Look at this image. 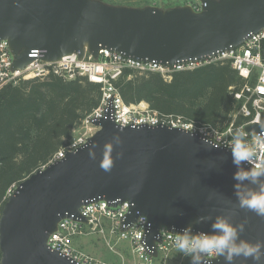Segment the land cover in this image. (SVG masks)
I'll return each mask as SVG.
<instances>
[{"label":"water","instance_id":"1","mask_svg":"<svg viewBox=\"0 0 264 264\" xmlns=\"http://www.w3.org/2000/svg\"><path fill=\"white\" fill-rule=\"evenodd\" d=\"M161 8L114 5L102 0H0V39L8 41L11 68H23L33 49L43 60H57L85 48L97 57L110 48L139 60L174 64L236 47L264 29V0H199ZM84 144L65 157L37 169L18 182L0 211V264H77L49 249L48 235L61 218L80 217L82 205L105 200L115 206L130 203L122 224L146 217L144 239L156 256L155 236L164 226L181 233L213 234L218 217L233 226L243 224L237 243L264 241V217L239 207L234 185L241 191L259 188L238 182L232 152L197 133L168 125H119L109 117ZM259 121L245 125L257 134ZM109 169L102 167L104 159ZM240 169L250 167L241 162ZM264 181V177L260 178ZM125 227V228H126ZM123 226L120 230H125ZM207 264H225L213 257ZM234 264H253L236 258Z\"/></svg>","mask_w":264,"mask_h":264},{"label":"built area","instance_id":"2","mask_svg":"<svg viewBox=\"0 0 264 264\" xmlns=\"http://www.w3.org/2000/svg\"><path fill=\"white\" fill-rule=\"evenodd\" d=\"M186 3L195 10L200 9V2ZM43 54V50L33 49L30 52V56L34 57L33 60L23 68L12 69L13 56L8 41L0 39V89L30 78L45 80L56 76L71 80L82 76L90 82L99 84L100 96L97 105L70 130V135L63 146L38 169H43L50 163L64 158L67 152L75 151L84 144L99 128L94 125V121L105 117L107 112L115 123L122 126L162 124L178 127L197 133L213 145L230 151L232 134L236 129L242 128L249 134L246 138L249 143H252L254 135L264 131L252 134L244 128L246 124L258 122L261 113H264V29L248 35L239 46L230 47L201 59H186L171 65L155 60L134 59L106 47L99 49L97 57H93L86 48L81 58L78 57V52H73L57 60H43ZM214 61H229L232 68L245 80L240 90L233 93L235 101L240 103L223 121L222 126L187 119L173 113H157L148 108L141 109L137 104H127L115 84L125 69H132L138 73L159 72L164 80L169 81L174 71L192 69ZM131 77L132 74L127 76V78ZM230 89H233V86ZM238 118L242 123H237ZM244 163L252 167L248 162ZM17 184L13 182L7 187L3 196L4 201L12 195ZM129 207L130 203L127 201L113 206L105 200H92L79 209L80 215L86 221L73 216L61 218L56 229L48 235L46 245L77 264H112L86 252L78 242L80 237L96 234L102 237L106 246L114 252V243L121 239L128 240L130 254L136 264H167L175 253L178 256L174 264H190V258L183 257L174 247L175 233L169 232L164 226L155 236L157 254L151 255V247H148L144 239L145 231L149 226L146 217L138 216L135 222L127 227L122 224ZM121 226L126 227L125 230H120ZM211 258L213 257L204 260L203 264H207Z\"/></svg>","mask_w":264,"mask_h":264},{"label":"trees","instance_id":"3","mask_svg":"<svg viewBox=\"0 0 264 264\" xmlns=\"http://www.w3.org/2000/svg\"><path fill=\"white\" fill-rule=\"evenodd\" d=\"M244 82L229 61H214L174 71L169 81L159 72L125 69L115 84L127 104L144 101L157 113L222 126L239 105L233 93ZM99 96V84L82 76L30 78L0 89V211L7 187L47 162Z\"/></svg>","mask_w":264,"mask_h":264},{"label":"clouds","instance_id":"4","mask_svg":"<svg viewBox=\"0 0 264 264\" xmlns=\"http://www.w3.org/2000/svg\"><path fill=\"white\" fill-rule=\"evenodd\" d=\"M264 128V125H262ZM248 133L244 129H236L232 134L231 152L233 163L238 170L233 174V179L242 182L250 180L258 184L256 191H241V184L234 185L239 200V207L254 212L257 216L264 217V131L254 135L252 143L247 141ZM217 147V145H213ZM241 162L252 165L249 170L240 169ZM111 161L104 159L102 167L109 169ZM213 234H192L191 226L181 233L175 234L174 247L183 255L190 258V264H203L210 257H223L225 264H234L236 258L242 257L243 261L252 260L253 264H264V241L255 243L240 240L237 243L239 232L244 231L243 224L233 226L226 218L218 217L212 225Z\"/></svg>","mask_w":264,"mask_h":264},{"label":"rangeland","instance_id":"5","mask_svg":"<svg viewBox=\"0 0 264 264\" xmlns=\"http://www.w3.org/2000/svg\"><path fill=\"white\" fill-rule=\"evenodd\" d=\"M109 4L114 5H128L134 7H142L147 4H155L161 8H168L175 5H181L186 2H199V0H102ZM78 242L81 243L83 250L91 255L98 257L104 261H108L112 264H136L134 258L130 254V243L128 240H118L114 243V251L110 250L106 246L102 237L96 234L80 237ZM177 254H173V257L167 262V264H174L177 258Z\"/></svg>","mask_w":264,"mask_h":264},{"label":"crops","instance_id":"6","mask_svg":"<svg viewBox=\"0 0 264 264\" xmlns=\"http://www.w3.org/2000/svg\"><path fill=\"white\" fill-rule=\"evenodd\" d=\"M137 106L141 109H145V108H148V104L144 101H141L137 104Z\"/></svg>","mask_w":264,"mask_h":264}]
</instances>
